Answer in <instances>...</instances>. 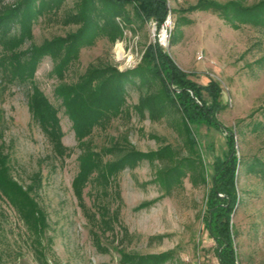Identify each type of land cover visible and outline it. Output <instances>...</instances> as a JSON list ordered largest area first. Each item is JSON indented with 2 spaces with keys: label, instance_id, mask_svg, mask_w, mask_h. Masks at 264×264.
<instances>
[{
  "label": "rangeland",
  "instance_id": "rangeland-1",
  "mask_svg": "<svg viewBox=\"0 0 264 264\" xmlns=\"http://www.w3.org/2000/svg\"><path fill=\"white\" fill-rule=\"evenodd\" d=\"M82 1L62 0L57 7L47 6L23 47L74 35L82 23L72 18ZM198 1L167 0V16L159 28L153 20H142L134 6H124L115 19L120 35L106 31L100 18V28L72 50L66 63L62 60L67 46L60 48L57 57L46 55L40 60L33 80L58 110L61 142L67 149L62 157L55 155L47 136L31 118L30 83L4 81L0 75V150L19 184L26 186L35 180L33 197L45 216L44 230L34 238L15 208L0 196V264H40L39 257L47 264H126L121 261L123 255L164 252L173 257L156 264H220L205 214L214 163L228 151L226 132L191 125L192 147L183 116L172 106L157 117L147 110L140 114L136 109L140 97L154 89L144 76L127 84L123 112L84 140L97 150L109 147L112 140L140 152L164 149L171 151L173 162L142 159L133 168L119 171L105 195L96 196L99 187L93 182L86 184L80 198L72 188L79 147L72 123L54 94L58 76L74 82L90 67L133 69L149 44L162 47L188 79L199 85L215 82L220 87L223 110L218 119L232 129L241 158L240 202L232 216L238 264H264V29L251 25L234 29L211 11H189ZM217 1L251 6L262 0ZM101 2L96 0L95 5L102 12ZM203 96L211 100L206 91ZM174 163H180V172L168 183L164 175ZM99 202L107 203L108 213L103 216L95 211ZM36 240L39 257L33 249Z\"/></svg>",
  "mask_w": 264,
  "mask_h": 264
},
{
  "label": "trees",
  "instance_id": "trees-1",
  "mask_svg": "<svg viewBox=\"0 0 264 264\" xmlns=\"http://www.w3.org/2000/svg\"><path fill=\"white\" fill-rule=\"evenodd\" d=\"M6 1L0 0V75L4 81L20 80L30 83L31 91L27 103L31 118L47 136L55 155L62 157L67 149L61 142L58 110L33 80L40 60L46 55L57 57L60 48L67 46L62 60V63H66L72 50L79 43H84L94 29L100 28V18L103 19L105 30L115 31V37L120 35L115 19L127 5L134 6L142 20H153L159 28L167 16V0H99L103 4L102 12L97 10L96 0H83L79 13L72 18L74 23H82L74 35L39 46L30 44L26 48L23 46L32 38L35 20L47 6L57 7L62 0H13L12 4H6ZM189 11H211L234 29L241 25L264 29V0L251 6H245L240 1L222 4L217 0H199ZM136 76H144L148 84L154 86L151 93L140 97L136 106L139 113L143 114L147 110L150 115L157 117L166 106H172L183 116L188 141L192 147L195 144V134L191 125H206L226 132L228 151L214 163L205 223L209 235L216 243L219 263L238 264L232 216L240 202L237 180L241 158L237 155L232 129L225 127L218 119V114L223 110L219 99L221 89L215 82L199 85L188 79L187 74L158 44H149L141 63L133 69L119 71L111 66L90 67L74 82L63 81L62 75L58 76L60 82L55 86L54 94L60 99L72 123L79 147L78 171L72 181L74 193L80 198L86 184L93 182L99 187L96 189V196L105 195L108 188L115 183L119 171L126 167L133 168L142 159L173 162L171 151L164 149L140 152L112 140L109 147L97 150L89 141L84 140L95 128L103 129L123 112L127 84L134 83ZM203 91L209 94L211 100L204 98ZM179 167L180 163H176L165 172L164 177L168 183L177 179ZM36 177L37 175L34 178ZM34 181L26 186L19 184L10 174L8 159L0 150V196L8 200L30 234L37 238L44 230L45 216L33 197L36 190ZM103 203H97L95 210L101 216L108 213L107 203ZM35 242L33 249L39 257L40 242ZM171 257V252L149 256L123 255L121 261L126 264H156ZM42 261L45 263V258ZM42 261L39 257L40 264Z\"/></svg>",
  "mask_w": 264,
  "mask_h": 264
},
{
  "label": "bare ground",
  "instance_id": "bare-ground-1",
  "mask_svg": "<svg viewBox=\"0 0 264 264\" xmlns=\"http://www.w3.org/2000/svg\"><path fill=\"white\" fill-rule=\"evenodd\" d=\"M162 41L164 42V40H162ZM122 53H123V48L121 47V44H119L118 47H117V54H118L119 57H121Z\"/></svg>",
  "mask_w": 264,
  "mask_h": 264
},
{
  "label": "built area",
  "instance_id": "built-area-1",
  "mask_svg": "<svg viewBox=\"0 0 264 264\" xmlns=\"http://www.w3.org/2000/svg\"><path fill=\"white\" fill-rule=\"evenodd\" d=\"M199 58H202V55H200Z\"/></svg>",
  "mask_w": 264,
  "mask_h": 264
}]
</instances>
